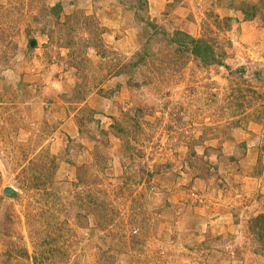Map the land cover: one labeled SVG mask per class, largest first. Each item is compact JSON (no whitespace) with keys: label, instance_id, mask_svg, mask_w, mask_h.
I'll return each instance as SVG.
<instances>
[{"label":"rangeland","instance_id":"rangeland-1","mask_svg":"<svg viewBox=\"0 0 264 264\" xmlns=\"http://www.w3.org/2000/svg\"><path fill=\"white\" fill-rule=\"evenodd\" d=\"M146 3L0 0V264H264V0Z\"/></svg>","mask_w":264,"mask_h":264},{"label":"trees","instance_id":"trees-1","mask_svg":"<svg viewBox=\"0 0 264 264\" xmlns=\"http://www.w3.org/2000/svg\"><path fill=\"white\" fill-rule=\"evenodd\" d=\"M132 1L135 2L140 8H144L147 5L146 0ZM137 5L134 6L135 8L137 7L136 9H138ZM251 9L256 10V7H252ZM50 10L53 12L61 11L62 4L58 2L54 6H52ZM171 42L177 46L176 51L180 53H189L192 57L198 59L203 65L210 66L217 63V61L215 60L217 59V57H215L211 47H209L208 44L204 41L195 39L189 34H186L182 31H175L173 33ZM251 223L252 233L258 236L259 242L264 241V214L255 216V218L251 220Z\"/></svg>","mask_w":264,"mask_h":264},{"label":"water","instance_id":"water-1","mask_svg":"<svg viewBox=\"0 0 264 264\" xmlns=\"http://www.w3.org/2000/svg\"><path fill=\"white\" fill-rule=\"evenodd\" d=\"M3 192L5 193V194H8L9 196H11V197H16V195H17V193H16V191L15 190H13L12 188H10V187H5L4 189H3Z\"/></svg>","mask_w":264,"mask_h":264}]
</instances>
